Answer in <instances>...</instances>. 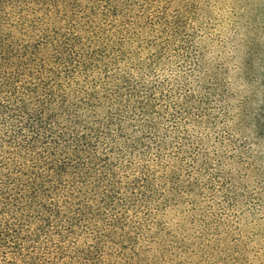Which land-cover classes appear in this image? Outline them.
Masks as SVG:
<instances>
[{
  "label": "trees",
  "instance_id": "trees-1",
  "mask_svg": "<svg viewBox=\"0 0 264 264\" xmlns=\"http://www.w3.org/2000/svg\"><path fill=\"white\" fill-rule=\"evenodd\" d=\"M131 2L0 0V264L189 259L161 218L210 162L169 121L209 122L212 91L178 101L154 68L177 34L140 37Z\"/></svg>",
  "mask_w": 264,
  "mask_h": 264
},
{
  "label": "rangeland",
  "instance_id": "rangeland-1",
  "mask_svg": "<svg viewBox=\"0 0 264 264\" xmlns=\"http://www.w3.org/2000/svg\"><path fill=\"white\" fill-rule=\"evenodd\" d=\"M131 3L128 20L138 18L130 26L140 37L156 38L164 15L169 37L177 34L154 64L159 79L172 80L176 96L177 85L184 83L197 99L200 85L203 92L212 91L206 96L209 122L196 126L185 121L184 112L179 121H169L170 130L187 126L210 162L206 170L198 167V190L167 207L161 218L191 244L189 259L178 264H264V0ZM153 52H144L142 59ZM153 255L157 251L151 250ZM158 264H169L168 259Z\"/></svg>",
  "mask_w": 264,
  "mask_h": 264
}]
</instances>
